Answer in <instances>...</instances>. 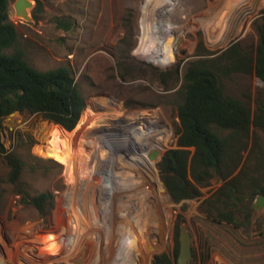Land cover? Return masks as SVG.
<instances>
[{
    "label": "rangeland",
    "instance_id": "374dc122",
    "mask_svg": "<svg viewBox=\"0 0 264 264\" xmlns=\"http://www.w3.org/2000/svg\"><path fill=\"white\" fill-rule=\"evenodd\" d=\"M14 1L10 0V20L27 62L38 71L69 68L84 99L81 116L86 113V118L84 126L75 131L77 125L74 133L66 132L41 115L15 112L1 122L0 142L5 151L0 153V264H31L27 259L33 249L48 259L45 264H63L54 258L58 251L67 256L66 264L113 261L151 264L156 255L172 253L176 227H183L191 237L192 257L188 264H264V211L252 210L255 196L249 189L236 205V227L225 222L214 223L207 218L202 203L224 183L220 176L213 177L210 185L201 189V197L173 203L157 168L163 154L175 148L176 105L180 100L177 92L186 65L198 59L196 52L215 60L236 43L240 52L254 57L257 45L254 23L264 12V0H181L179 6L175 0H160V5L169 4V10L164 12L161 8L148 19L145 0H31L29 22L15 17ZM161 20L170 21L183 31L178 35L181 48L176 59L167 66H164L166 57L159 59V65L153 64L140 46L143 23L158 31V36L164 33ZM220 83L225 95L241 100L252 114L256 99L264 102V84L253 73L220 75ZM101 98L113 107V115H106L113 120L109 126L95 131L96 135L79 137L74 147V172L68 161L70 147L64 155L50 152L47 147L56 137L63 142L80 133L92 121L95 102ZM134 112L150 114L167 136L166 146L157 155L152 154L150 163L144 160L143 169L138 170L125 159L112 161L110 155L125 158L127 150L136 148L137 152L141 149L139 145L133 142L125 145L112 139L98 141V138H111L110 135H127L124 125ZM253 138L258 145L255 149L264 155V132L251 126L247 148L241 153L235 175L247 162ZM6 157L21 163L16 180L11 179ZM253 162L252 158L249 165ZM109 168L121 174L123 181H129L132 191L124 189L125 184L121 187L115 183V189L103 186L101 183L107 177L104 171ZM261 173L264 175V169ZM250 174L257 177L255 172ZM95 188L100 189L96 190L101 200L94 208L89 192ZM74 192L78 202L72 206ZM40 194L52 197L45 215L31 203V198ZM54 213L62 214L55 229ZM130 222L142 227L126 248L124 232ZM150 230L154 240L147 241L145 235ZM53 231L59 234L58 238H49ZM98 231L100 234L96 235ZM77 237L79 242L73 240ZM138 240L144 246L143 252H136ZM35 242L40 246L31 250ZM14 243L17 244L15 261L9 252Z\"/></svg>",
    "mask_w": 264,
    "mask_h": 264
},
{
    "label": "trees",
    "instance_id": "16d2710c",
    "mask_svg": "<svg viewBox=\"0 0 264 264\" xmlns=\"http://www.w3.org/2000/svg\"><path fill=\"white\" fill-rule=\"evenodd\" d=\"M254 29V57L240 52L236 43L215 60L196 52L198 59L186 65L177 92L180 100L176 105L175 148L167 150L157 164L160 181L173 203L201 197V189L220 176L224 183L203 201V211L212 222L235 227L234 212L245 190L249 189L253 197L264 195V155L255 149V138L246 164L235 175L241 153L247 148L250 127L264 132V102L256 99L252 114L241 100L224 94L220 75L253 73L264 84V12ZM84 108L69 68L38 71L29 65L10 20V0H0V132L3 119L15 112L41 115L68 133L78 125L75 131H79L85 124L86 113L81 116ZM4 151L0 142V153ZM252 158L254 162L249 165ZM6 161L11 179L16 180L20 161L12 157H6ZM31 203L45 215L52 197L40 194L31 198ZM178 235L176 227L172 253L156 255L151 264L176 262Z\"/></svg>",
    "mask_w": 264,
    "mask_h": 264
},
{
    "label": "bare ground",
    "instance_id": "6f19581e",
    "mask_svg": "<svg viewBox=\"0 0 264 264\" xmlns=\"http://www.w3.org/2000/svg\"><path fill=\"white\" fill-rule=\"evenodd\" d=\"M160 0H145V14H146V19L149 18L150 15H154V13L157 14V12L162 8V10L165 12V10H169V8H167V5L169 4H164V5H160L159 4ZM162 1V0H161ZM176 5L179 6L178 4L181 2V0H175ZM186 1V0H185ZM184 1V3H185ZM188 1V0H187ZM166 2V1H165ZM193 2V1H192ZM162 3V2H161ZM167 3V2H166ZM202 3V2H201ZM181 4V3H180ZM186 4V3H185ZM171 5H175L174 3H171ZM95 6V5H94ZM176 6V7H177ZM169 7V6H168ZM175 8V7H174ZM183 8V6L181 7ZM185 9V8H184ZM188 9V8H186ZM94 10V9H92ZM171 10V9H170ZM169 12V11H168ZM173 14V13H172ZM175 14V12H174ZM164 15V14H163ZM180 15V14H177ZM168 17V16H167ZM176 17V16H175ZM146 19L144 21H146ZM181 19V17H180ZM175 20V19H174ZM185 20V19H184ZM153 22V20H151ZM177 21V20H176ZM150 22V21H149ZM151 22V23H152ZM160 26L162 28V31H164L163 34H158V36L156 35L157 33H159L156 30L151 29L150 25L146 23H143V28L141 29L142 32L140 33L141 35V40H140V46L142 49H145L147 52V55L150 57L151 62L153 64L159 65V59L162 57H166L167 58V63L164 66H167L168 64L172 63L177 56L178 53V48H181L178 46V35H181L180 33L181 30L178 29V27L174 24H172L170 21H165V20H161L160 22ZM157 28V27H156ZM184 28V27H183ZM185 31V30H184ZM110 32V31H109ZM174 33V34H173ZM106 35V34H105ZM108 35V34H107ZM107 38V37H106ZM183 42V41H182ZM94 112H92L93 114V118L91 119L92 121H90V123L80 132L77 133L75 135H72V137H70V139H66L65 141L61 142V140H58V137H56L55 141H50L49 145H48V150L50 152H55V153H61V154H66V151L68 150V147H70L71 152H70V156H69V164H70V168L72 169V171L75 172L76 168H75V160H76V151H75V145L79 139L80 136H90V135H94L95 131H97L98 129H102L104 126H109V123L113 120L110 119V116H106L107 114L113 115L114 110L113 107L111 106V104L108 102V100H105L104 98L101 99H97L95 102V106H94ZM130 120H128V122L126 123V125H124V128L128 131L127 135H110L111 138L106 137V138H98L99 142H103L105 140L107 141H112L113 142H119V143H123L125 145H131V143H135L137 144V146L139 145V148H141L139 151L137 150L136 152V148L134 149V151L131 150V148L127 150V154L125 158H122L121 156L118 157V155L116 154H111L110 158L112 159V161H118V162H123V160L125 159L126 162L128 161L129 165H131L135 170L142 168L144 166L145 161H147L146 163H150L149 160H152V154L157 155L160 152V149L165 147L167 144V136L165 135L166 131H164L162 128H160V126H157L156 122L153 121V117L148 114V113H144V112H134L130 115L129 117ZM120 124V123H119ZM116 127V126H115ZM106 130V128L104 129ZM125 131V130H124ZM97 134V133H96ZM95 134V135H96ZM109 134V133H108ZM107 134V135H108ZM112 134V133H111ZM49 137L51 138V135H49ZM63 137V136H62ZM62 137H60L62 139ZM64 138V137H63ZM54 140V139H53ZM49 141V140H48ZM64 143V144H63ZM63 144V145H62ZM77 147V146H76ZM138 149V148H137ZM129 151V152H128ZM131 151V152H130ZM145 160V161H144ZM95 162V161H94ZM94 164V163H93ZM134 164V165H133ZM126 167V163L124 162V165ZM112 168V167H111ZM106 169L104 171V174L107 176L106 177V181H103L101 184L103 186H105L108 189H115V183L117 185H121V187L125 184L127 190L132 191L133 187H129L128 182L123 181V177H121V174L119 175L117 173V171L115 170L112 171V169ZM98 169V167H97ZM120 169V168H119ZM130 169V168H128ZM143 169V168H142ZM79 170V169H77ZM132 170V169H131ZM121 171V170H120ZM77 172V171H76ZM80 172V171H79ZM78 173V172H77ZM129 173V172H128ZM135 173V172H134ZM133 173V174H134ZM132 174V175H133ZM146 175V174H145ZM94 177V176H93ZM76 178V177H75ZM121 178V179H120ZM92 179V178H91ZM97 179V178H95ZM99 180V179H98ZM77 181V179H76ZM118 181V183H117ZM127 181V180H126ZM131 181V180H130ZM88 182V181H87ZM94 182V181H93ZM96 182V181H95ZM76 183V182H75ZM79 183V182H78ZM82 184V183H81ZM99 184V183H98ZM77 185V184H76ZM74 185V187L76 186ZM83 185V184H82ZM85 185V184H84ZM83 185V186H84ZM80 186V185H79ZM89 186V185H88ZM77 187V186H76ZM99 187V185H98ZM78 188V187H77ZM105 188V189H106ZM98 189L100 191L99 188H95V190L89 192V201L91 200L93 203V207L95 208L96 204L100 203V200H98L100 193L98 192ZM123 189V190H124ZM83 190V189H82ZM81 190V191H82ZM76 192V190H74ZM88 191V189H87ZM71 192V191H70ZM73 193V197L72 198V206H74L73 204L75 202H78L77 194ZM79 192V191H78ZM84 192V191H83ZM69 193V192H68ZM117 193V192H116ZM72 195V193H71ZM132 195V194H131ZM106 196V195H105ZM124 196V195H123ZM129 196V195H128ZM65 197V195H64ZM81 197V196H80ZM98 197V198H97ZM109 198V197H108ZM112 198V197H111ZM84 199V198H83ZM105 199V198H104ZM86 200V199H85ZM87 201V200H86ZM90 203V204H92ZM111 203V201H110ZM109 203V204H110ZM103 204V203H101ZM107 204V203H106ZM105 205V203L103 204ZM111 205V204H110ZM71 206V207H72ZM101 209V208H100ZM92 212V211H91ZM95 211V215H96ZM59 213V212H58ZM58 213H54L53 214V221H54V229L57 226L58 223L61 222L62 220V214H58ZM72 213V212H70ZM93 213V212H92ZM90 213V214H92ZM74 215V214H73ZM80 215V214H79ZM86 215V214H85ZM98 218V214L96 215ZM65 217V216H64ZM86 218V217H85ZM101 220V219H100ZM97 221V219H96ZM100 222V221H99ZM111 222V221H110ZM16 224V223H15ZM101 225V224H100ZM67 226V225H66ZM88 226V224H87ZM36 227V226H35ZM99 227V226H98ZM142 226L134 223V222H130L127 224L126 228H125V232H124V238L126 239V248H128L133 239H134V235L136 234V232L141 228ZM20 229V228H19ZM71 229V228H70ZM97 229V228H96ZM80 230V229H79ZM98 230H101L98 228ZM63 231V230H62ZM69 231V230H68ZM83 231V230H82ZM94 231V228H93ZM55 231H53L54 233ZM61 232V229H60ZM100 231H98V234ZM93 233V232H92ZM10 234V233H9ZM58 233H54L51 234V236H49L50 239L53 238H58L59 234ZM89 235V234H88ZM93 235V234H92ZM148 235V236H147ZM146 240L147 241H151L154 240L153 235H151V230L149 233H147L146 235ZM16 237V236H15ZM19 237V236H18ZM61 237V236H60ZM96 237V236H94ZM15 239V238H14ZM31 239V238H30ZM59 240V239H58ZM75 242H79L78 241V237L73 239ZM41 243V242H40ZM39 244V243H38ZM38 244L35 242V247H32L31 250L33 248H37L40 246H38ZM73 244V243H72ZM136 252L142 251L143 252V244L142 242H140L139 240L136 242ZM81 248V247H80ZM17 251V244L14 243L13 248L9 251L11 253L12 256H10V258H12V260H14L16 258L15 254ZM20 252V251H19ZM85 252V251H84ZM31 256L28 257V261L31 264H45V262H47L48 259L42 258L41 256H39V252L34 251V249L30 252ZM33 253H35V255H33ZM61 251H58L56 253V257L55 260H57L58 262H62L63 264H66V257L61 254ZM17 255V254H16ZM30 255V254H29ZM55 256V255H53ZM22 258V257H20ZM48 258V257H46ZM11 260V262H12ZM15 261V260H14ZM13 261V262H14ZM23 261V260H22ZM18 262V261H17ZM16 262V263H17ZM99 262V261H98ZM107 262L106 259L104 260V263ZM15 263V262H14ZM116 263V262H115ZM114 261L110 262V264H115ZM119 263V262H117ZM20 264V263H19ZM22 264V263H21ZM107 264V263H106ZM120 264V263H119Z\"/></svg>",
    "mask_w": 264,
    "mask_h": 264
},
{
    "label": "water",
    "instance_id": "95a60500",
    "mask_svg": "<svg viewBox=\"0 0 264 264\" xmlns=\"http://www.w3.org/2000/svg\"><path fill=\"white\" fill-rule=\"evenodd\" d=\"M33 8V3L31 0H15L13 3V10L15 17L23 21H31L30 10ZM219 177L215 179L217 182ZM251 208L253 211H264V195L258 194L255 196ZM191 237L185 231L183 227L179 229L178 235V255L176 259V264H188L191 260Z\"/></svg>",
    "mask_w": 264,
    "mask_h": 264
}]
</instances>
